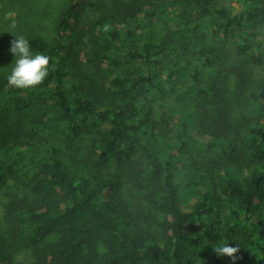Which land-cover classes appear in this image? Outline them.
I'll list each match as a JSON object with an SVG mask.
<instances>
[{
	"label": "trees",
	"instance_id": "trees-1",
	"mask_svg": "<svg viewBox=\"0 0 264 264\" xmlns=\"http://www.w3.org/2000/svg\"><path fill=\"white\" fill-rule=\"evenodd\" d=\"M52 30L41 85L0 75V264H264V0H69Z\"/></svg>",
	"mask_w": 264,
	"mask_h": 264
},
{
	"label": "rangeland",
	"instance_id": "rangeland-1",
	"mask_svg": "<svg viewBox=\"0 0 264 264\" xmlns=\"http://www.w3.org/2000/svg\"><path fill=\"white\" fill-rule=\"evenodd\" d=\"M68 1L0 0V75L10 74L11 68L14 66L15 57L9 51L10 42L15 39L13 35H23L26 38L38 35L52 37L55 19ZM221 1H224L228 6L235 4V0ZM5 198L6 196L3 194L0 195V208ZM47 241L42 244V247L47 244ZM23 252L19 253L18 258L24 257Z\"/></svg>",
	"mask_w": 264,
	"mask_h": 264
},
{
	"label": "clouds",
	"instance_id": "clouds-1",
	"mask_svg": "<svg viewBox=\"0 0 264 264\" xmlns=\"http://www.w3.org/2000/svg\"><path fill=\"white\" fill-rule=\"evenodd\" d=\"M14 28L15 25L13 24ZM13 35V34H12ZM9 51L14 55V66L8 76V84L19 89H32L41 85L49 75L50 57L36 52L33 53L28 39L23 35H13ZM238 246L223 243L213 247L217 256H227L233 261L237 259Z\"/></svg>",
	"mask_w": 264,
	"mask_h": 264
}]
</instances>
